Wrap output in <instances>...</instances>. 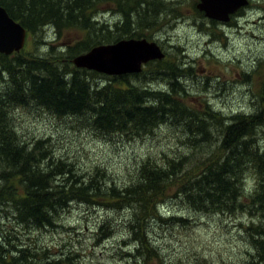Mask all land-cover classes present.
Masks as SVG:
<instances>
[{
	"label": "rangeland",
	"instance_id": "obj_1",
	"mask_svg": "<svg viewBox=\"0 0 264 264\" xmlns=\"http://www.w3.org/2000/svg\"><path fill=\"white\" fill-rule=\"evenodd\" d=\"M156 1V11L151 12L153 5H150L145 17H141L142 24L136 23L140 39L160 46L166 57L160 61L168 63L179 59L182 67L187 68L180 78L185 88L183 103L201 112L204 118H207L209 110V117H212L208 119L210 142L194 148L187 143L184 146L182 143L186 137L181 136L182 129L167 123L147 135L109 136L95 131L89 123V116L58 118L33 105L11 108V125L19 140H47L46 151L52 155L54 163L59 158L75 161V166L82 173L78 174L81 176L78 179L84 183L91 176V169L98 165L105 169V186L111 181L119 187L129 184L138 162L152 155L160 163L163 157L160 152L169 156H177L179 152L188 154L187 165H197L199 170L200 161L208 157L206 155L216 153L219 156L224 152H218L223 149V129L233 121V117L264 116L261 98L264 94V0H247L248 4L232 14L227 23L206 18L195 8L199 0ZM120 5L129 13L131 10L142 13L147 7L136 0L131 3L120 1ZM92 11L95 13L91 20L109 28L121 18L114 3H104ZM41 28L33 35L26 34L21 50L28 53L27 56L49 58V71L58 69L60 64L64 67L67 48L87 37V31L78 27L57 31L47 24ZM95 73L99 74L95 79L100 85L105 84L104 78L115 76ZM150 73L140 78L144 80H137V86L167 92V79L163 76L153 79L152 75L157 72ZM146 79L148 81L144 82ZM8 88L13 89V83L5 74L0 75V91L5 92ZM256 131L257 143L264 149V124ZM195 175L196 171H191L184 178L187 181ZM252 176L251 171L244 178L246 194L253 189ZM58 177L52 175L50 181L58 183L62 179ZM186 198L175 192L172 186L164 202H157L155 212L167 220L151 222L147 230L152 243L149 251H134L135 243L130 235L132 228L128 226L132 209L115 210L100 204L68 202L64 209L56 207L51 223L45 222L40 226L19 222L13 206L0 205V234L10 232L6 241L10 240L14 249L24 251L26 258L34 257L37 260L35 264H53L56 261L61 264H247L253 252L243 229L252 223L257 225L259 221L243 211L215 214L199 204L193 209L189 204L192 196ZM144 214L148 220L152 217L148 208L142 211ZM172 218H180L181 221L176 222ZM101 227H105L104 230ZM3 242L0 237V243ZM3 247L5 251L11 248L9 244Z\"/></svg>",
	"mask_w": 264,
	"mask_h": 264
},
{
	"label": "trees",
	"instance_id": "obj_2",
	"mask_svg": "<svg viewBox=\"0 0 264 264\" xmlns=\"http://www.w3.org/2000/svg\"><path fill=\"white\" fill-rule=\"evenodd\" d=\"M120 1L127 2L0 0V6L31 35L47 24L54 26L57 31L74 27L87 31L84 40L67 46L65 65L63 67L60 64L56 70L49 71V58L45 56H27L24 50L10 56L0 54V75L5 74L8 81L13 83V89L0 91V205L13 206L19 222L36 226L49 223L56 207L64 209L71 201L87 205L100 204L115 210L132 209L128 226L132 228L130 235L135 243L134 251L140 252V249L149 251L151 248L147 233L151 222L167 220L155 212V207L158 201L164 202L167 191L174 186L175 192L183 198L192 196V202H188L193 209L199 204L203 209L210 208L215 214L243 211L255 217L259 224L252 223L243 229L253 252L247 264H264V149L256 138V128L264 124V116L233 117V121L223 129V149L218 152H224L219 156L216 153L206 155L208 157L200 161L199 170L197 165H187L188 154L179 152L177 156H169L166 152H160L163 154L160 163L152 155L144 157L138 162L130 183L120 187L113 181L110 184L105 182V186L103 178L107 175L105 169L98 165L88 172L91 176L84 183L78 179L81 178L78 174L82 173L75 166V161L59 158L54 163L52 155L46 151L47 140L27 142L17 137L9 111L11 108L33 105L58 118L89 116L92 128L109 136H125L128 133L147 135L159 125L167 123L182 129L181 136L186 137L182 143L184 146L187 143L194 148L209 141L208 119H212L209 110L207 118H204L201 112L183 103L185 88L180 78L187 68L182 67L179 59L168 63L151 62L139 74L104 78V85L95 79L99 74L77 69L70 62L73 57L95 46L123 39H140L136 23L142 24L141 17H145L150 5H153L150 11H156L157 1L136 0L147 6L142 13L122 10ZM128 1L131 3L133 0ZM104 3H114L121 14L120 21L112 24L111 28L91 20L95 13L92 10ZM41 71L45 73H39ZM151 71L157 72L152 75L153 79L161 76L167 79V92L137 86L136 81L144 80L140 78L151 75ZM261 98L264 103V94ZM207 135L209 138H206ZM191 171H196L197 175L186 181L184 175ZM251 171L254 185L246 194L243 182ZM52 175L62 179L53 183L50 181ZM146 208L152 213L149 220L145 214L142 215ZM172 219L181 221L180 218ZM104 228L101 227L102 230ZM9 234H0L4 239L0 243V264L37 263L34 257H28L29 260L24 251L11 247L10 240L6 241ZM6 244L11 247L8 251L3 247ZM53 264L61 263L56 261Z\"/></svg>",
	"mask_w": 264,
	"mask_h": 264
},
{
	"label": "water",
	"instance_id": "obj_3",
	"mask_svg": "<svg viewBox=\"0 0 264 264\" xmlns=\"http://www.w3.org/2000/svg\"><path fill=\"white\" fill-rule=\"evenodd\" d=\"M247 4V0H199L195 8L206 18L226 23L232 14ZM25 34V29L0 6V54L10 55L20 51ZM163 58L164 54L156 43L129 39L95 46L74 57L72 63L80 69L119 76L139 73L143 64Z\"/></svg>",
	"mask_w": 264,
	"mask_h": 264
},
{
	"label": "bare ground",
	"instance_id": "obj_4",
	"mask_svg": "<svg viewBox=\"0 0 264 264\" xmlns=\"http://www.w3.org/2000/svg\"><path fill=\"white\" fill-rule=\"evenodd\" d=\"M165 3V2H164ZM172 7V6H171ZM174 13V12H173ZM171 15V14H170ZM160 20V19H159ZM159 23V22H158ZM44 36V35H43ZM39 54V53H38ZM186 74V73H185ZM183 77V76H182ZM182 79V78H181ZM166 81V79H165ZM153 82V81H152ZM148 83V82H147ZM159 90V89H158ZM161 90V89H160ZM76 125V124H75ZM88 126V125H87ZM167 126V125H166ZM81 127V126H80ZM90 128V127H89ZM89 130V129H88ZM252 182V181H251ZM39 250V249H38Z\"/></svg>",
	"mask_w": 264,
	"mask_h": 264
}]
</instances>
